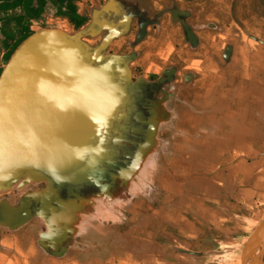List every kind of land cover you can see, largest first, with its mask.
I'll return each instance as SVG.
<instances>
[{
	"label": "crops",
	"instance_id": "obj_1",
	"mask_svg": "<svg viewBox=\"0 0 264 264\" xmlns=\"http://www.w3.org/2000/svg\"><path fill=\"white\" fill-rule=\"evenodd\" d=\"M155 2L181 18L136 60L154 95L142 181L72 198L26 176L43 212L0 205V264L242 263L264 220V0Z\"/></svg>",
	"mask_w": 264,
	"mask_h": 264
},
{
	"label": "water",
	"instance_id": "obj_2",
	"mask_svg": "<svg viewBox=\"0 0 264 264\" xmlns=\"http://www.w3.org/2000/svg\"><path fill=\"white\" fill-rule=\"evenodd\" d=\"M124 22L102 39L91 61L81 44L57 28L38 31L20 45L0 78V187L31 172L55 183L68 180L91 151L90 140L122 99L112 77L93 63ZM263 239L264 220L247 240L241 264H264Z\"/></svg>",
	"mask_w": 264,
	"mask_h": 264
},
{
	"label": "rangeland",
	"instance_id": "obj_3",
	"mask_svg": "<svg viewBox=\"0 0 264 264\" xmlns=\"http://www.w3.org/2000/svg\"><path fill=\"white\" fill-rule=\"evenodd\" d=\"M156 0H0V78L9 64L11 58L20 45L34 33L48 28H57L66 32L73 39L96 47L110 32L113 21L127 16L129 25L123 30L108 47L107 51L119 56H128V63L135 68L136 75L146 74L143 67L136 63L140 50L146 48L156 49L159 42L167 31L172 27H178V13L165 14ZM251 4L253 0H245ZM163 24H160L161 22ZM151 23V29L140 33L144 23ZM160 24V29L157 27ZM162 28V29H161ZM150 35L146 38V35ZM145 51V50H143ZM151 77H154L153 75ZM145 146L138 150L133 161L120 170L123 184H137L142 181L138 168L145 153ZM150 150V149H149ZM148 150V151H149ZM38 174L46 180L43 184L55 182L45 174L28 173L17 179L11 180L5 186L0 187V205L6 207L3 210V219L23 214L26 210L35 218L39 210L35 201L33 206L24 205L27 198L32 196L35 188L31 182L25 181L26 176ZM83 193L75 192L72 198L81 196ZM33 199V198H31ZM31 202V200H30ZM38 208V210L35 209ZM41 207V203H39ZM43 212V211H42ZM8 216V217H7ZM30 217V218H31ZM23 219V218H22ZM9 223L4 222L7 226ZM23 226V220L17 227ZM264 244V239L260 245Z\"/></svg>",
	"mask_w": 264,
	"mask_h": 264
},
{
	"label": "flooded vegetation",
	"instance_id": "obj_4",
	"mask_svg": "<svg viewBox=\"0 0 264 264\" xmlns=\"http://www.w3.org/2000/svg\"><path fill=\"white\" fill-rule=\"evenodd\" d=\"M123 20L125 22L120 25L118 31V36L121 35L129 25L127 16L113 21L110 32ZM74 40L82 45V55L87 61H91L94 50L101 43L91 47ZM107 49L93 64L102 67L112 77L115 92L122 99L111 120L90 140L91 151L69 171L70 178L55 183L60 196L71 195L76 191L90 195L106 189L114 194L113 191H116L118 185H124L120 170L133 161L151 132L150 103L154 95L140 83V75H136L135 68L128 63V56H119L108 52ZM84 187L88 189L85 190Z\"/></svg>",
	"mask_w": 264,
	"mask_h": 264
},
{
	"label": "trees",
	"instance_id": "obj_5",
	"mask_svg": "<svg viewBox=\"0 0 264 264\" xmlns=\"http://www.w3.org/2000/svg\"><path fill=\"white\" fill-rule=\"evenodd\" d=\"M77 187L80 188V186ZM84 189L87 190L88 188L84 187ZM113 193L115 196L123 199H127L131 196L125 185H118L116 191H113Z\"/></svg>",
	"mask_w": 264,
	"mask_h": 264
}]
</instances>
